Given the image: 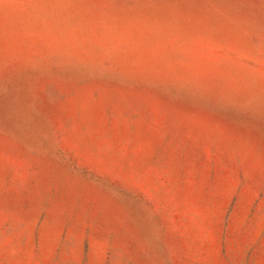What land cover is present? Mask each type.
Instances as JSON below:
<instances>
[{"label": "rangeland", "instance_id": "rangeland-1", "mask_svg": "<svg viewBox=\"0 0 264 264\" xmlns=\"http://www.w3.org/2000/svg\"><path fill=\"white\" fill-rule=\"evenodd\" d=\"M0 264H264V0H0Z\"/></svg>", "mask_w": 264, "mask_h": 264}, {"label": "bare ground", "instance_id": "bare-ground-1", "mask_svg": "<svg viewBox=\"0 0 264 264\" xmlns=\"http://www.w3.org/2000/svg\"><path fill=\"white\" fill-rule=\"evenodd\" d=\"M18 95H19V93H18ZM20 99V98H19ZM22 99V98H21ZM21 102H22V100H20Z\"/></svg>", "mask_w": 264, "mask_h": 264}]
</instances>
